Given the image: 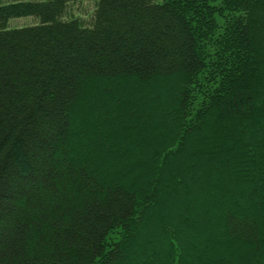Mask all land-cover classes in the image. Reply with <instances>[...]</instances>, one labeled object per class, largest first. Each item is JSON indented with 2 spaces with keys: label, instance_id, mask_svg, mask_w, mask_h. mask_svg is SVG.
Returning a JSON list of instances; mask_svg holds the SVG:
<instances>
[{
  "label": "trees",
  "instance_id": "1",
  "mask_svg": "<svg viewBox=\"0 0 264 264\" xmlns=\"http://www.w3.org/2000/svg\"><path fill=\"white\" fill-rule=\"evenodd\" d=\"M76 1L0 0V264H264V0Z\"/></svg>",
  "mask_w": 264,
  "mask_h": 264
},
{
  "label": "rangeland",
  "instance_id": "2",
  "mask_svg": "<svg viewBox=\"0 0 264 264\" xmlns=\"http://www.w3.org/2000/svg\"><path fill=\"white\" fill-rule=\"evenodd\" d=\"M97 1L98 0H78L71 3L68 10V17H79L83 22L88 24L91 23L97 7ZM36 22L37 20L33 16L13 18L10 21L13 26L29 25Z\"/></svg>",
  "mask_w": 264,
  "mask_h": 264
}]
</instances>
